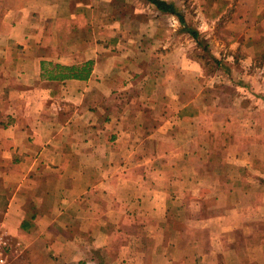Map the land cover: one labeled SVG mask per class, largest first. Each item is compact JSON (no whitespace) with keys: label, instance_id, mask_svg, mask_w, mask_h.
<instances>
[{"label":"crops","instance_id":"obj_1","mask_svg":"<svg viewBox=\"0 0 264 264\" xmlns=\"http://www.w3.org/2000/svg\"><path fill=\"white\" fill-rule=\"evenodd\" d=\"M164 1L212 51L257 50L264 90V0ZM174 23L147 0H0V238L19 261L264 264L242 128L262 110L208 90Z\"/></svg>","mask_w":264,"mask_h":264},{"label":"rangeland","instance_id":"obj_2","mask_svg":"<svg viewBox=\"0 0 264 264\" xmlns=\"http://www.w3.org/2000/svg\"><path fill=\"white\" fill-rule=\"evenodd\" d=\"M176 2H179L180 4L184 2V5L186 6V0H176ZM131 5V3H128ZM137 6L141 7L139 4ZM181 6V5H180ZM142 9V8H141ZM146 10V9H144ZM136 23H140L142 25L150 23V21H159V23H170L172 24L171 18L166 17H156V15L151 14L150 12H143L142 14L137 18ZM176 29H175V37L176 39H180L182 25L180 24L179 20L175 16V23ZM181 25V26H180ZM183 38H186V35H183ZM228 38V37H227ZM202 40V39H201ZM186 41V40H185ZM184 41V46L181 49V54L186 53V42ZM202 44L199 46V48H191V55L197 57L200 56L204 59V69L205 71L209 73H213L214 78L208 77L207 79H204L206 81L214 80V86L209 88L208 90H236V88L239 90V96L244 97V100L246 98V90H249V93L253 94V98L255 102L253 101V105L256 109L260 107V111H256L255 120L247 123V126H242L244 130H247L249 134L255 135V156H256V163H255V178L257 180V183L263 186L264 189V90L258 89V85L262 82L259 74L256 72H261V60L256 61L257 57H255V63L253 64H246L244 63V58L246 56H252L251 54H257V50H251L247 51L246 49L242 47H228L224 46L223 48H220V53H216L215 51H212V48L205 47ZM198 44V42H197ZM199 45V44H198ZM137 53V52H136ZM135 53V54H136ZM233 56L232 60H226L223 59L227 58V55ZM146 54L137 53L135 56H144ZM218 60V61H217ZM220 61V62H219ZM254 68V73H252V69ZM255 82V84H253ZM187 86H190L188 83ZM257 88L258 90H252L250 88ZM260 112V113H259ZM240 116V114H238ZM253 123V125H252ZM256 198H260L264 200V190H257L255 191ZM261 213H263L264 217V206L261 207V211L259 209L255 208V218L258 217ZM258 215V216H257ZM256 231H258L259 234H262L264 236V221L256 226ZM264 239V238H263ZM161 242L167 243V239L160 240ZM177 241V240H176ZM144 246H151L150 240H144ZM10 252V251H9ZM8 257L11 264H25L22 261H19V257L16 256L14 253H9ZM166 257V255L164 256ZM160 262H162L160 260Z\"/></svg>","mask_w":264,"mask_h":264},{"label":"trees","instance_id":"obj_3","mask_svg":"<svg viewBox=\"0 0 264 264\" xmlns=\"http://www.w3.org/2000/svg\"><path fill=\"white\" fill-rule=\"evenodd\" d=\"M147 1L150 2L152 5H154L158 10L175 15L179 20L180 24L182 25L184 31L188 32V34H190L196 40V42H198L199 45L202 44L201 38L198 36L197 31H194L186 27V21L184 15L180 10L176 8V6L173 3L166 2L164 0H147Z\"/></svg>","mask_w":264,"mask_h":264},{"label":"built area","instance_id":"obj_4","mask_svg":"<svg viewBox=\"0 0 264 264\" xmlns=\"http://www.w3.org/2000/svg\"><path fill=\"white\" fill-rule=\"evenodd\" d=\"M7 246L8 242L5 239L0 238V264H11L8 257Z\"/></svg>","mask_w":264,"mask_h":264}]
</instances>
